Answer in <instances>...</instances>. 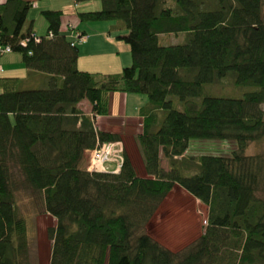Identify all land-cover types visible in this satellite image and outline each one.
<instances>
[{
  "label": "trees",
  "instance_id": "trees-1",
  "mask_svg": "<svg viewBox=\"0 0 264 264\" xmlns=\"http://www.w3.org/2000/svg\"><path fill=\"white\" fill-rule=\"evenodd\" d=\"M98 1V10L78 18L125 29L117 37L129 45L131 64L118 73L77 68L78 49L59 31L60 11L40 12L47 33L35 42L23 28L29 1L0 2V46L50 81L19 90L0 77V264H29L15 201L22 185L55 220L46 229L48 264H264V199L257 195L264 155L244 153L264 137V0ZM182 34L181 42L166 41ZM225 77L254 89L241 97L201 95L204 84ZM111 92L147 99L134 136L145 176L125 151L117 173L82 167L86 152L121 139L92 119L108 113ZM82 99L90 115L77 107ZM201 140L235 148L188 153ZM175 185L206 208L203 231L178 251L146 231Z\"/></svg>",
  "mask_w": 264,
  "mask_h": 264
},
{
  "label": "crops",
  "instance_id": "crops-1",
  "mask_svg": "<svg viewBox=\"0 0 264 264\" xmlns=\"http://www.w3.org/2000/svg\"><path fill=\"white\" fill-rule=\"evenodd\" d=\"M28 1L30 6L26 13L23 28H29L32 34L36 36H43L47 33V22L40 12L46 9L60 11L59 31L65 35L67 41L76 45L78 49L76 65L79 70L104 74L118 73L124 67L119 57L122 52L121 49L125 48L124 43L118 37L117 41L120 40L121 43H113L110 38L111 30L121 31V29H118L114 24L102 23L104 20L80 21L78 18L79 12L98 10L100 8L98 0L82 2H75L74 0ZM39 26L44 27L45 33L38 32ZM77 35H85L86 38L84 41H79L76 39ZM124 52L126 51L124 50ZM0 67L2 68L0 77L13 80L12 82L19 90L47 88L50 85L49 76L45 73L25 68L21 55L17 52L1 53ZM146 102L147 99L143 95L111 92L108 94V113L105 115H93L94 125L99 130L119 134L124 144H127V140L132 141L133 146L137 150L134 136L141 130L140 123L142 120L138 111ZM77 107L84 114L90 115L91 106L86 99L80 100L77 103ZM42 214L50 217L55 222L47 213L42 212ZM47 246L46 264L49 262L50 241Z\"/></svg>",
  "mask_w": 264,
  "mask_h": 264
},
{
  "label": "rangeland",
  "instance_id": "rangeland-1",
  "mask_svg": "<svg viewBox=\"0 0 264 264\" xmlns=\"http://www.w3.org/2000/svg\"><path fill=\"white\" fill-rule=\"evenodd\" d=\"M114 22L113 20L102 21V23L111 25L114 24ZM44 31V27L39 26L38 32ZM120 32L125 33L126 31L125 29L121 31L111 30L110 38L113 43H121L120 40L117 41V35L121 34ZM105 35L108 36L107 33H105ZM181 36H167L166 41L181 42L184 38L183 34ZM123 45L125 48L123 50L121 49L122 52L119 57L125 67L131 64V56L129 45L126 43ZM101 47L105 48L103 46ZM124 50L126 52H124ZM230 85V79L227 77L210 85L204 84L202 86L201 95L241 97L246 91L254 89L253 87ZM122 143L125 153L129 156L138 174L144 175L141 156L133 146L132 141L127 140V144H124L123 141ZM233 148H235V145L230 141L201 140L192 142L188 153L211 152L227 155ZM244 153L264 155V137L259 141L249 142ZM89 159L90 151L85 153L82 167H87L88 169ZM162 165L166 166L164 158H162ZM257 195L264 199V175L261 178ZM15 201L17 203L18 215L22 216L26 223L29 241L28 263L46 264L47 245L49 242V239L46 237V229L48 226L53 225L54 222L50 217L44 216L45 214L41 213L38 195L34 194L29 188L25 187V185L19 187V190L15 193ZM205 209V206L199 203L197 199L175 185L158 205L156 211L147 222L146 231L163 246L173 251L181 250L194 241L203 231L205 225L203 220L206 217Z\"/></svg>",
  "mask_w": 264,
  "mask_h": 264
},
{
  "label": "built area",
  "instance_id": "built-area-1",
  "mask_svg": "<svg viewBox=\"0 0 264 264\" xmlns=\"http://www.w3.org/2000/svg\"><path fill=\"white\" fill-rule=\"evenodd\" d=\"M2 0H0L1 2ZM48 37L52 36L51 32H48ZM31 37L35 42L40 41V36H36L31 34ZM85 35H77L76 39L79 41L85 40ZM26 39H21L20 44L24 45L26 43ZM74 43L71 42V45ZM4 52H10V47L8 45L0 46V54ZM2 72V68L0 67V73ZM124 146L121 140H114L103 142L100 145L90 150V159L88 169L90 171H102V172H110L117 173L124 161ZM87 168V167H86Z\"/></svg>",
  "mask_w": 264,
  "mask_h": 264
},
{
  "label": "bare ground",
  "instance_id": "bare-ground-1",
  "mask_svg": "<svg viewBox=\"0 0 264 264\" xmlns=\"http://www.w3.org/2000/svg\"><path fill=\"white\" fill-rule=\"evenodd\" d=\"M75 41V40H74Z\"/></svg>",
  "mask_w": 264,
  "mask_h": 264
}]
</instances>
